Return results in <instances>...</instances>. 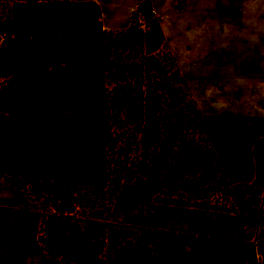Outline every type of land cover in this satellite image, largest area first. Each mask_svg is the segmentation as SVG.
Returning <instances> with one entry per match:
<instances>
[{
	"label": "rangeland",
	"instance_id": "rangeland-1",
	"mask_svg": "<svg viewBox=\"0 0 264 264\" xmlns=\"http://www.w3.org/2000/svg\"><path fill=\"white\" fill-rule=\"evenodd\" d=\"M95 1L103 27L117 30L143 0ZM147 1L163 32L154 52L162 67L151 69L165 96L156 116L160 134L147 162L141 160L145 144L131 146L124 179H135L83 188L81 203L104 232L102 264H148L139 255L141 246L156 236L175 237L169 209L162 207L168 203L217 211L223 224L234 227H207L201 249L190 251L186 264H264V188L252 184V147L264 137V0ZM10 2L0 0V18ZM122 118L133 137V120ZM3 183L20 196L15 208L29 213L24 246L13 232L8 250L26 264L29 238V264H75L47 255L37 242L40 215L49 209L33 200L29 183L0 177Z\"/></svg>",
	"mask_w": 264,
	"mask_h": 264
},
{
	"label": "trees",
	"instance_id": "trees-1",
	"mask_svg": "<svg viewBox=\"0 0 264 264\" xmlns=\"http://www.w3.org/2000/svg\"><path fill=\"white\" fill-rule=\"evenodd\" d=\"M134 15L110 30L95 0H11L0 18V177L29 183L49 209L37 242L75 264H102L105 246L83 188L135 179H124L131 146L145 144L147 162L160 134L165 96L152 70L163 32L147 0ZM252 156V184L264 188V137Z\"/></svg>",
	"mask_w": 264,
	"mask_h": 264
},
{
	"label": "crops",
	"instance_id": "crops-1",
	"mask_svg": "<svg viewBox=\"0 0 264 264\" xmlns=\"http://www.w3.org/2000/svg\"><path fill=\"white\" fill-rule=\"evenodd\" d=\"M251 34L254 38L252 29ZM259 37L257 36V38ZM19 201V194L15 193L11 188L7 190L4 183L0 184V264L24 263V256L18 254L16 257L11 249L8 250V240L13 241L9 239V236H14L11 233L16 232V244L20 245V247L24 246V238L21 236L26 231L25 227H27V236H29V226L28 224L25 226L24 223L26 218L27 220L29 219V213L23 209L15 208V203ZM162 207L166 210L169 209L170 224L168 227L175 234V237L164 238L163 236H156L149 244L146 243V246L142 245L139 255H141L143 260H149L148 264H186L189 259L188 253L190 251L197 253L201 249V244L199 245V243L205 237L206 233L204 230L207 227L213 226L211 229L225 232H227L226 230L234 229L232 225L221 222V218L224 216L217 211L215 213L190 205H173L169 203ZM206 217H208V220ZM181 235H187L189 238L180 239L179 236ZM238 242L245 247L244 241L239 239ZM29 243V238H27L26 264H29ZM245 258L247 257L245 256ZM141 264L143 263L141 262Z\"/></svg>",
	"mask_w": 264,
	"mask_h": 264
}]
</instances>
